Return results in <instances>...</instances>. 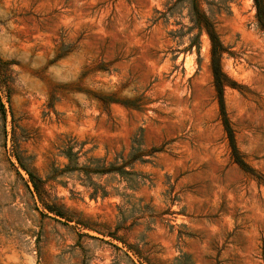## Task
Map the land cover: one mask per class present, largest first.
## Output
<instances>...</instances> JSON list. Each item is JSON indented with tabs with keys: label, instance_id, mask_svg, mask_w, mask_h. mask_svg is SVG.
Listing matches in <instances>:
<instances>
[{
	"label": "rangeland",
	"instance_id": "obj_1",
	"mask_svg": "<svg viewBox=\"0 0 264 264\" xmlns=\"http://www.w3.org/2000/svg\"><path fill=\"white\" fill-rule=\"evenodd\" d=\"M201 5L256 175L187 0H0V264H264V31L253 0ZM65 145L126 172H62Z\"/></svg>",
	"mask_w": 264,
	"mask_h": 264
},
{
	"label": "trees",
	"instance_id": "obj_2",
	"mask_svg": "<svg viewBox=\"0 0 264 264\" xmlns=\"http://www.w3.org/2000/svg\"><path fill=\"white\" fill-rule=\"evenodd\" d=\"M203 0H187L188 4V15L189 19L192 23V27L198 30V34L202 31L205 32L208 41H209V67L211 70L212 78H213V86L215 90V96L218 103L219 115L221 119V123L226 134L228 145L230 147V153L232 160L245 172L256 175L254 169L249 166L246 161L243 159L240 154L234 137V130L231 126L230 120L227 116L223 98V90L224 86L228 83L227 75L221 68V58L223 54L227 51L226 47L223 45L220 40L218 33L215 29L214 22L207 15L206 10L202 7L201 3ZM253 4L256 10V19L260 28L264 31V0H253ZM197 35H194L191 38L190 44H193ZM2 82L0 81V86ZM5 85V83H3ZM2 120H4V109L3 104L0 103ZM79 151H73V147L71 145L63 146L61 153L67 158V164H65L64 168L61 170L62 172H83L86 175L90 173L94 174H102V173H118L122 175L126 172L124 169L125 164L114 165L108 168H103L95 164L92 168H90V164H79ZM18 167H20L27 174V181L30 183L32 187V191L35 195L42 201L43 205L49 210L55 213L56 215L62 216L64 212L61 211L58 207H55L51 203H47L44 201V184L45 180L41 177L37 176L31 168L27 166V164L22 160L21 156L16 153L14 154ZM97 193H100V196L104 197L107 195V191L104 188H100L98 191L96 188L90 193L91 197H96Z\"/></svg>",
	"mask_w": 264,
	"mask_h": 264
}]
</instances>
